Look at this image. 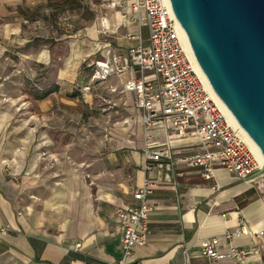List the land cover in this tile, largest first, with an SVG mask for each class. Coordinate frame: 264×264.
<instances>
[{"label": "crops", "instance_id": "0c3cea01", "mask_svg": "<svg viewBox=\"0 0 264 264\" xmlns=\"http://www.w3.org/2000/svg\"><path fill=\"white\" fill-rule=\"evenodd\" d=\"M17 2L0 0V12ZM138 30L127 25L120 9L99 17L88 27L95 39L92 53L100 57L105 43L115 52H125L136 44L126 32ZM141 32L145 41L147 32ZM23 34L21 22H0V41L6 43V52L0 50V71L6 78L0 87V264H109L121 257L116 211L130 204L134 189L155 172L144 171V149H168L175 158L198 151V140L171 136L167 125L145 127L141 120L142 128L134 136L121 132L104 156H43L38 128L14 123L15 112L1 94L9 91L5 85L33 83L37 96L58 85V91L42 98L27 94L26 101H36L39 110L54 105L75 108L78 98L68 93V85L75 78L76 62H54L45 43ZM14 54L21 57L15 59ZM128 77L141 74L135 69L122 81ZM125 94L136 108L133 94ZM136 111L141 119V111ZM175 168L183 174L151 194V234L145 245L134 249V264H184L185 249L191 254L188 264H205L206 259L196 254L201 242L234 230L240 220L248 234L233 244L251 251L246 264H264V192L258 184L262 176L240 179L216 166L214 177L204 179L181 162ZM217 264L232 263L225 259Z\"/></svg>", "mask_w": 264, "mask_h": 264}, {"label": "built area", "instance_id": "2783aa9c", "mask_svg": "<svg viewBox=\"0 0 264 264\" xmlns=\"http://www.w3.org/2000/svg\"><path fill=\"white\" fill-rule=\"evenodd\" d=\"M120 7L127 25L139 29L125 34L127 39L136 40V44L125 52H115L109 43H105L100 57L91 61L95 66L94 78L106 80L139 70L141 77L124 79L121 88L123 92L133 94L143 125H167L171 136L195 138L199 143V150L195 153L175 158L171 157L168 149H144V171L155 172L151 177L146 176L134 189L130 204L117 209L121 257L109 263L134 264V249L145 245L151 234L149 215L155 208L151 194L155 187L172 184L176 175L183 174L175 168L177 163L198 170L204 179L214 177L216 166L224 167L240 179H249L264 163L214 97L196 62L188 54L184 30L172 11L170 1L121 0ZM143 27L147 32L145 41L141 32ZM146 70L153 73L143 76ZM78 88L89 91L90 85H78ZM263 175L264 170L258 176ZM247 234L246 224L240 220L234 230L204 239L196 254L206 259L205 264H217L225 259L232 264H246L251 251L235 246L233 240ZM75 247H80V243ZM183 252L184 264H188L191 254L188 249Z\"/></svg>", "mask_w": 264, "mask_h": 264}, {"label": "rangeland", "instance_id": "374dc122", "mask_svg": "<svg viewBox=\"0 0 264 264\" xmlns=\"http://www.w3.org/2000/svg\"><path fill=\"white\" fill-rule=\"evenodd\" d=\"M120 3L121 0H18L17 4L7 7V12H0V22L19 21L27 39L45 43L54 62L65 63L67 60L72 65L76 62L73 66L75 78L68 85L70 95L78 93L75 108L66 110L54 105L48 110H39L36 101H26L27 94L33 99L37 96L33 83L5 85L9 91L1 94L3 101L15 112L14 123L23 122L38 128L43 140V156L52 159L64 155L104 156L109 143L119 139L121 132L131 138L142 128L139 113L122 91L121 75L96 79L95 66L91 65V61L99 57L92 53L95 39L88 27L99 17L121 10ZM110 28L113 29L114 25L110 24ZM142 30L145 34L146 29ZM5 44L0 41L1 51L6 52ZM43 56L47 57L45 51ZM58 56L62 57L61 61ZM14 57L19 59L21 56L14 54ZM2 72L3 69L0 71V87L6 81ZM138 73L141 74L139 70ZM152 73L146 70L143 76ZM86 84L90 85L89 91L77 89L78 85ZM258 182L264 192V175Z\"/></svg>", "mask_w": 264, "mask_h": 264}, {"label": "water", "instance_id": "95a60500", "mask_svg": "<svg viewBox=\"0 0 264 264\" xmlns=\"http://www.w3.org/2000/svg\"><path fill=\"white\" fill-rule=\"evenodd\" d=\"M169 1L207 83L264 158V0Z\"/></svg>", "mask_w": 264, "mask_h": 264}, {"label": "bare ground", "instance_id": "6f19581e", "mask_svg": "<svg viewBox=\"0 0 264 264\" xmlns=\"http://www.w3.org/2000/svg\"><path fill=\"white\" fill-rule=\"evenodd\" d=\"M183 32H184V31H183ZM184 42H185V48H186L188 54L194 59V61L196 62L197 68H198V70L200 71V73L202 74V76H203V78H204L206 84L208 85V87L210 88V90H212L211 87L209 86V84L207 83V81H206V79H205V77H204V74H203L201 68L199 67V65H198V63H197V61H196V59H195V57H194V55H193V52H192V50H191V47H190V45H189V41H188V38H187L185 32H184ZM123 75H125V74H123ZM123 75H121V77H122ZM212 93H213L214 97H216V99L220 102V100H219L218 97L215 95V93L213 92V90H212ZM220 103H221V102H220ZM221 105H222V103H221ZM222 106H223V105H222ZM223 108H224V106H223ZM224 109H225V108H224ZM225 111H226V109H225ZM226 113H227L228 117L231 119V121L234 123V121L232 120V118L230 117V115L228 114L227 111H226ZM234 124H235L237 127H239L236 123H234ZM239 128H240V127H239ZM240 129H241V128H240ZM241 131L244 133L245 137L247 138L248 142L250 143V145H251L252 149L254 150V152L256 153L257 157L260 159V161H261L262 163H264V158H263L262 154H261V153L259 152V150H258V149H257L252 143H251V141L249 140V138L247 137V135L245 134V132H244L242 129H241Z\"/></svg>", "mask_w": 264, "mask_h": 264}, {"label": "trees", "instance_id": "16d2710c", "mask_svg": "<svg viewBox=\"0 0 264 264\" xmlns=\"http://www.w3.org/2000/svg\"><path fill=\"white\" fill-rule=\"evenodd\" d=\"M54 91H58V85H55L53 87H49L47 90L43 91L41 94H39L37 96V98H42L44 96H46L47 94H49L50 92H54ZM78 95V93H72L71 96L72 97H76Z\"/></svg>", "mask_w": 264, "mask_h": 264}]
</instances>
